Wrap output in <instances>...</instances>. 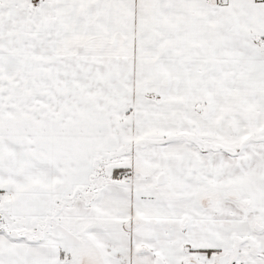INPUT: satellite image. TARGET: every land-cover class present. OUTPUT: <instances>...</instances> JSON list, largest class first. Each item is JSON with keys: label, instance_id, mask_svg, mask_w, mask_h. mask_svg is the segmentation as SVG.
Segmentation results:
<instances>
[{"label": "snow or ice", "instance_id": "obj_1", "mask_svg": "<svg viewBox=\"0 0 264 264\" xmlns=\"http://www.w3.org/2000/svg\"><path fill=\"white\" fill-rule=\"evenodd\" d=\"M0 264H264V0H0Z\"/></svg>", "mask_w": 264, "mask_h": 264}]
</instances>
